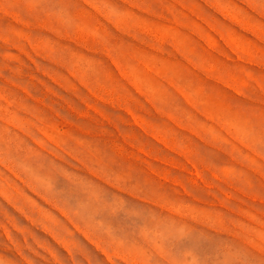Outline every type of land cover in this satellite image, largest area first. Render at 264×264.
<instances>
[{
  "label": "rangeland",
  "instance_id": "1",
  "mask_svg": "<svg viewBox=\"0 0 264 264\" xmlns=\"http://www.w3.org/2000/svg\"><path fill=\"white\" fill-rule=\"evenodd\" d=\"M53 232L264 264V0H0V264H74Z\"/></svg>",
  "mask_w": 264,
  "mask_h": 264
},
{
  "label": "bare ground",
  "instance_id": "2",
  "mask_svg": "<svg viewBox=\"0 0 264 264\" xmlns=\"http://www.w3.org/2000/svg\"><path fill=\"white\" fill-rule=\"evenodd\" d=\"M99 13H100V12H99ZM104 18H105V17H104ZM27 218H29V217L27 216ZM43 231H44L45 233H48V232H47V229H43ZM19 232H20V231H19ZM21 233H22V232H21ZM52 236H53L54 240L56 241V243L58 244V246L62 245V246L67 250V253H68V255H69V259L75 264L76 261H77V260H76V253L73 252L71 246H69L65 241L61 240V239L59 238V236H58L55 232H53V235H52ZM85 262L91 264L90 260L87 259V258H85ZM85 262H84V264H85Z\"/></svg>",
  "mask_w": 264,
  "mask_h": 264
}]
</instances>
